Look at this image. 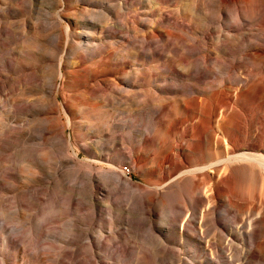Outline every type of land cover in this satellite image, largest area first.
<instances>
[{
	"label": "bare ground",
	"instance_id": "1",
	"mask_svg": "<svg viewBox=\"0 0 264 264\" xmlns=\"http://www.w3.org/2000/svg\"><path fill=\"white\" fill-rule=\"evenodd\" d=\"M109 1L110 13L119 18L130 0ZM169 1L157 0L158 7H152L139 0L149 9L142 15L153 18L149 22L154 24L129 12L127 22L115 23L111 33L131 46L97 47L90 57L67 64L66 71L61 69L63 59L53 56L45 57L39 69L30 59L12 60V36L0 35V154L20 147L19 154L34 169L31 183L21 190L9 181L13 167H0V228L9 230L7 218L12 215L17 220L4 245H15L37 264H73L72 257L74 264H109L96 260L92 249H99L102 241L93 240L89 227L101 220L105 209L111 210L113 221H108L113 227L117 214L126 210L136 228H149L155 246L156 261L145 252L134 256L136 264H264V13L248 14L253 0H186L184 9L168 10ZM257 1L264 11V0ZM36 3L79 10L68 0H0L2 31H12L10 18H24L16 34L25 29L31 24L25 19L26 8ZM49 23L46 19L31 25L39 36H57L60 42L64 32L57 31V22ZM175 26L186 35L179 33L181 46L152 43L166 39L167 28ZM101 108L107 115L106 129L92 133L96 126L87 119L98 117ZM6 120L7 129L1 130ZM69 128L82 137L69 138ZM80 151L89 162L79 159ZM118 157L144 175L143 184L124 170H114ZM53 158L71 171L60 179L57 171L47 172L44 165ZM57 184L62 190L58 196ZM124 190L131 192L124 195ZM120 194L126 208L118 201ZM14 202L20 207L12 214ZM46 209L51 211L46 214ZM57 212L70 218L76 239L91 240L92 249L89 242L83 249L88 259H80V254L75 260L80 244L75 239L58 245V252L51 239L54 249L48 244L46 251L40 249V238L52 236L46 229L57 222ZM121 243L119 253L132 250ZM187 246L195 254L184 258ZM0 264H7L6 259Z\"/></svg>",
	"mask_w": 264,
	"mask_h": 264
},
{
	"label": "rangeland",
	"instance_id": "2",
	"mask_svg": "<svg viewBox=\"0 0 264 264\" xmlns=\"http://www.w3.org/2000/svg\"><path fill=\"white\" fill-rule=\"evenodd\" d=\"M7 1L11 2L13 4H22L23 2H26L27 0H7ZM68 1L73 7H75V6L79 7L78 12L73 11V9H71V11H68L64 5L61 6V7H60V5H57V9H56L55 6H53V7H51V6L45 7V6L41 5V6H37L36 7V5H37V3H36L32 8H26V17H25V19L28 18V20H29V22H31V24L35 25L37 22H40V20H41V22H44L46 19L50 20V23H49L48 26H50L52 22H53V24L54 23L56 24V22H57V31L58 32L59 31H63L64 34H65L64 38L62 40H60V42H58L57 36H50V37H47V39H45L42 36H39L41 34V32L38 31L36 33L35 30L32 28L31 24H29L25 29L18 31L17 34H16L15 32L18 30L17 27H18L19 24H21V25L23 24L22 20L24 18H10L7 21V25L9 27H11L12 31H9V32L2 31L4 29V27H5V25H1L3 23V21L0 20V30L2 31V33H0V35L4 34L7 37H11L12 36V40H13L12 47L14 49H16L15 55L12 56V60L23 61V62H28L29 63V59H30V62L33 63L34 65H36L37 69H39L40 66H41V63L44 61L45 57L53 56L56 59H61V58L63 59V65H62L61 69H62V71H66V68H67L66 65L67 64L70 65L71 63L77 62L84 55L90 57L89 53H91L92 50H94L97 47H99V48H101V47L107 48V46H110V47H114V48L120 49L121 46H131L130 44H128L127 42L122 40V38L121 39H115L113 37L112 33H111L112 30H113L112 28L114 26H117V25H114L115 23H117V24L121 23L122 24V23L127 22V17H130L129 12H132L135 15H138L142 19V21L143 20L145 21V22L143 21V23H148L149 20H151V19L154 20L153 18H151L149 16H143L142 15V14H144L146 12H149V9L147 7H144L146 2H138L139 0H137V1L136 0H130L132 3L130 1H128L127 2L128 4L125 5L124 14L123 15L120 14L121 16H119V18H116V17L112 16V14L110 13L111 7L109 5H111L113 3L110 2L109 0H68ZM118 1L121 2L120 0H118ZM147 1L149 2V4L152 7H158L157 0H147ZM186 4H187L186 0H170L168 5H167V7H169L168 10H173V9H176V8L184 9ZM231 7L235 8L234 4L229 6V8H231ZM253 7H255V8L253 9ZM255 9L256 10L259 9V10L255 11ZM247 10H248L247 11L248 14L250 16H252V17H258L259 14H263L264 13V11L262 10L260 1H257V0H253L252 2H250V4L247 6ZM231 14H233L232 10H231ZM233 16H234V14H233ZM146 20H148V21H146ZM151 23L152 22H149V24H151ZM152 24H154V23H152ZM139 28L141 30H144V29H142L141 26H139ZM180 29H181V27L179 28L178 26H175V29L174 28H167L168 32H170V33H168L167 38L164 39V40L163 39H154L152 41V43L155 46H165L166 43H169V45L181 46L182 42L179 39V36H180V34H181V36H186V35H185V33H183L184 31H182V29L181 30ZM252 42L255 43L256 39L252 38ZM26 58H28V59H26ZM98 59L99 58H97V60ZM37 69H34L33 71L37 72L38 71ZM89 73L92 74L93 72L90 71ZM79 75L80 74L74 75V78H76ZM61 84H62V80L59 79L58 85L61 86ZM80 99L82 101L84 100V98H80ZM59 100L62 102V98L61 97H59ZM104 110H105L104 108H101V112L98 115V117H91V118L88 117L87 121H90L91 123H93V125L96 126V127L93 128V132L92 133H96V132L99 133V132L104 131L106 129V125H105L104 122H105V119H106L107 115L105 114ZM1 112L2 111H0V113ZM115 115H116V119H122V117H123L120 113H115ZM8 121L9 120H6L5 122H3L1 127H3V126L4 127L1 130H6L7 129ZM66 134H67V136L69 138H72V139L81 138L82 137V134L76 133L73 128H69L67 130ZM17 149L21 151L20 147H14V148L10 149L8 151V153L5 152L4 155L0 154L1 155L0 156V167L2 166V164L5 165L8 170L13 167L9 171L10 174H12V177H10L9 181L12 184H14L15 186L17 185L16 188L24 190L22 187L25 186L26 183L27 184L31 183V180H32V177H33V175H31V174H32V171L34 169H33L32 164H30L29 161L27 162L26 161L27 159L23 156V154H21V153L19 154L20 151L18 152ZM13 150H15V151H13ZM10 156H11V158H10ZM20 157H21V159H19ZM24 158L26 160H24ZM14 159H15V161H14ZM22 159H23V161H22ZM79 159L87 161V162L90 161V159H88V156L86 155V153L84 151H80ZM9 160H10V162L8 163ZM51 160L54 163L51 162ZM55 161L56 160H54V158L50 159V161H46L47 163H45L44 167H45V170L47 169L46 170L47 172H56L57 171L58 179H60V177L64 176L65 174L67 175V173L69 171H71L70 169H68V167H66L67 165L63 166V164L60 161V159L57 160L56 162ZM117 161L119 163L118 164L119 167L114 169V170H117L118 172H120V170H124L126 172V174L128 175V177H131L133 179V181H135L137 184H143V182H144L143 180L145 179L144 175L137 173V171L132 167L131 162L129 160L125 159L124 157H118ZM27 163L30 164V166H28ZM51 165H52V167H51ZM25 166H26V168H25ZM48 167H50V168H48ZM63 167L65 168L66 173H63V172H65ZM28 169H31V170H28ZM48 169L51 170V171H49ZM25 172H28V173L25 174ZM29 172H30V174H29ZM58 190L62 192V190L60 189V187L57 184V196L60 193ZM123 192H124V195L125 194L127 195L131 191L124 190ZM124 195L120 194V196H118L119 197L118 201L120 200L119 203L122 202V205L125 206V208H126L127 201H126V198H124L125 197ZM10 196H11V194H10ZM15 203L16 202H14V205H13L14 209L12 211L13 212L12 214H14V212L16 210H18L19 207H20L18 204H15ZM16 205H18L17 208L15 207ZM57 206L58 207L60 206L59 205V201H57ZM59 209L60 208H58L57 211ZM47 210H48V212H46ZM50 211H51L50 209L44 210V212L46 214L49 213ZM58 212H60V210ZM58 212H57V214H59V215H57V222L48 224L47 229H46V232L48 234L52 235V236H50V237L48 236L47 237L46 235H44V236H42L40 238V240H41L40 244H39L40 245V249H42V251H46L48 249V245L50 246L49 248L52 249V247H53L52 245H53V243H55L54 247L56 248L55 245H57V252H58L59 251L58 245H60L59 247L61 248L62 246L68 245L69 244L68 242L71 243L72 240L75 239L76 240L75 243H77V245L79 243L81 244V242H82V244L86 246L87 242H89L88 243L89 244V248L87 247L88 245L85 247V246L79 244L78 249L81 250V251L79 252V250H78L76 252V255H75L76 259L75 260H78L79 258L80 259H83V258L84 259L85 258L88 259V257H89L88 253L89 252H87V251L89 249H92V245L90 246V244H92L91 240L90 239H86V237H81V238H77L76 239L74 237V235H73L75 233V229H74V227H72V225H70V221H69L70 218H68V216L60 217V213H58ZM109 213H108V211L106 209L103 210V213L101 212V216H100L101 220L99 219V220L95 221L89 227V233H90V236L93 238V240L95 242L102 241V244L99 246V249H98V247H94V246H93V249H92V251H94V253H96L97 256H98V258L96 260H102V261H104L106 263H109V264H120V262H121V264H124L123 262H125L127 264L128 261H129L128 264H136V260H133L134 256L138 255V256L135 257V259H137V257H139L140 255L143 256V254H141V253H145V252H147V254L149 256H153L154 255L153 252L155 251V249H154L155 246L153 245V241H152L153 240V236H152L151 232L148 231L149 230L148 227H141L140 229L136 228V226L132 224L133 221H131V218L126 216V215L129 216V214L127 213L126 210L124 212H121V213L117 214V216H116L117 220H114V225H113V227H111L110 226V222H109V221H111V222L113 221V217L111 216V210L109 211ZM12 214H10V215H12ZM108 215H110L109 217H111V218H108L107 217ZM128 218L130 219V221L128 220ZM1 219L2 218L0 217V221L2 222L3 219L2 220ZM60 219H61V221H60ZM109 219H111V220H109ZM64 220H66V221L68 220V221L64 222ZM126 220H128V222ZM7 221H8V224L11 221L10 225H8V226H10V227L12 226L11 227L12 229L16 226L15 223L17 222V220L15 219L14 215H12V217L10 216L9 218H7ZM223 221L228 223V219L227 218H224ZM60 222H63V223L60 224ZM65 223H66L67 227L70 228V229L68 228L69 229L68 231H70V232L72 231L73 232V233L69 232L72 235H70L68 233ZM55 224L57 226H55ZM51 226L53 228H55V230L53 228L51 230V228H50ZM124 226H125V228H124ZM10 227H8V229H9L8 231L2 230L0 228V230H1L0 231V260L6 259V263L7 264H31V263L32 264H37L33 259L28 257L26 255V253H24L22 251L18 252L15 245H10V246L4 245V239H5L6 235L10 231V229H11ZM60 227H61V230H60ZM114 227H116V228H114ZM129 227H133V228L130 229ZM56 228H58V229H56ZM71 228H72V230H71ZM127 228L130 229L131 231L128 230ZM146 228H147V230H146ZM116 229H118V230H116ZM133 229H134V231H132ZM141 229L144 230V231L142 232ZM48 230L52 231V233H50V231H48ZM58 230H59L60 233L58 232ZM124 230H126L128 232L130 231V232L128 233V232H125ZM66 231H67V233H66ZM123 231L126 233L127 236H130V237H127L126 235L124 236L125 233ZM64 232L67 234V235L65 234L66 236L63 235ZM98 232H99V234H98ZM110 232H112V234H110ZM140 232L142 234H144L146 236V238ZM105 233H106V235H105ZM68 234H69V236H68ZM102 234H103V236H102ZM106 237H107V239L109 237H112V238H110L111 240L114 239V237H115L114 240H116V241L112 240V242H113L112 243V242H110L111 240L108 239L109 240L108 241L106 239ZM124 237H126V238H124ZM134 237H136V238H134ZM82 238H84L83 239L84 241L83 240L81 241ZM144 238H145V240H144ZM147 238H148V240H147ZM50 239H51V241H53V243L50 241ZM129 239H130V243H129ZM45 240H47V241H45ZM124 241H126V243ZM148 241H151L152 243L150 244V242H148ZM44 242H48V243H44ZM85 242H86V244H85ZM107 242H109V243H107ZM140 242H141L142 245L140 244ZM42 243H44V245L45 244H48V245H45V247H43L44 245L42 246ZM116 243L117 244L119 243L118 244L119 246H120V243L122 244V246L123 245L125 246V244H126L127 250H128V248L132 249L131 251L135 255L131 253V256H130V252H131L130 250L127 253H125L126 255L119 253L120 252L119 250H120L121 246L118 247V245ZM14 246H15V248H14ZM81 246H83V247L81 248ZM35 247L36 246L34 245L33 248H32V246L31 247L29 246L28 248L29 249L31 248L30 251H34L32 249H35ZM54 247H53V249H54ZM67 247H69V246H67ZM69 248H71V247H69ZM87 248H88L87 251L83 250V249H87ZM114 248H116V249H114ZM134 248H136V249H134ZM150 248L151 249L153 248L154 250H150ZM14 249H16V250H14ZM133 249H134V251H133ZM139 249H141V250H139ZM186 249H188V250L186 251ZM190 250H192V247L191 246H187L184 250H182V256L184 258H186L188 256H193L195 253H192V251L190 252ZM82 251H83L84 254L82 253ZM121 255L124 256V259H123L124 261L123 260L120 261V259L123 258V256H121ZM196 255L198 257L203 256L202 252L200 253V251H197ZM78 256H81V257L78 258ZM127 257H128V259H126ZM154 257H155V255L153 256V259L156 258V257L155 258ZM72 258H73V260L71 262L74 264L73 261H74L75 257H72ZM69 260L70 259H67V261H69ZM155 261H156V259H155ZM155 261H154V263H156ZM199 261H201V260H199ZM96 262H94V264H100L99 261H96ZM50 263H52V262L49 261V263L47 262L46 264H50ZM52 264H54V263H52Z\"/></svg>",
	"mask_w": 264,
	"mask_h": 264
}]
</instances>
